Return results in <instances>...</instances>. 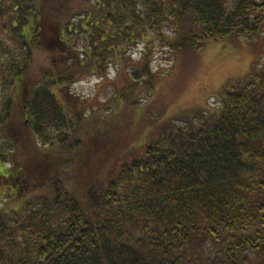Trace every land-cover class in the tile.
Masks as SVG:
<instances>
[{"label":"trees","instance_id":"trees-1","mask_svg":"<svg viewBox=\"0 0 264 264\" xmlns=\"http://www.w3.org/2000/svg\"><path fill=\"white\" fill-rule=\"evenodd\" d=\"M262 34L264 0H0V264H264V68L183 126L154 66ZM114 63L98 112L56 96Z\"/></svg>","mask_w":264,"mask_h":264},{"label":"rangeland","instance_id":"rangeland-1","mask_svg":"<svg viewBox=\"0 0 264 264\" xmlns=\"http://www.w3.org/2000/svg\"><path fill=\"white\" fill-rule=\"evenodd\" d=\"M262 36L264 37V34ZM233 38L210 42L196 54H184L182 57L180 55L175 65L160 54H155V70L161 75L155 95L168 105L165 118H171L175 123L184 126L186 119L181 117L184 114L189 117L188 114L192 113L195 116L193 123H199L198 115L207 116L220 108L222 87L226 82L234 84L243 81L248 73L264 68V44L255 46L246 39ZM126 52L136 61L141 48H136L134 45L127 47ZM47 57L49 56L41 52L35 54L31 74L37 73L36 67L48 63L45 59ZM116 67L122 68V63L120 66L111 64L107 80H102L98 74H95L69 87L55 88L54 92L60 102L64 106H69L71 110H83L86 115L98 112L97 100H106L109 82L116 80ZM120 83L122 84V81ZM97 116L102 122L109 120L108 112H101ZM103 132L106 133L104 130ZM106 134L111 136V133ZM6 141L8 142L7 139L0 138V148L7 143ZM8 165V163L0 164V206L8 203L7 206L13 207L12 196L16 194L24 198L26 195L25 191L16 188L15 182L9 178L13 175L12 171L2 170L1 166ZM31 193L38 194L40 190Z\"/></svg>","mask_w":264,"mask_h":264}]
</instances>
